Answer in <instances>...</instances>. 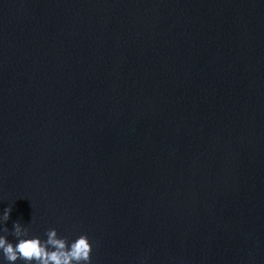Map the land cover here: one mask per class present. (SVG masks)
Wrapping results in <instances>:
<instances>
[{
    "label": "water",
    "instance_id": "95a60500",
    "mask_svg": "<svg viewBox=\"0 0 264 264\" xmlns=\"http://www.w3.org/2000/svg\"><path fill=\"white\" fill-rule=\"evenodd\" d=\"M91 264H264V0H0V212Z\"/></svg>",
    "mask_w": 264,
    "mask_h": 264
},
{
    "label": "clouds",
    "instance_id": "9594fccd",
    "mask_svg": "<svg viewBox=\"0 0 264 264\" xmlns=\"http://www.w3.org/2000/svg\"><path fill=\"white\" fill-rule=\"evenodd\" d=\"M11 212H0V264H91L92 243L87 234L75 239L49 228L43 236L33 235L19 220L9 229Z\"/></svg>",
    "mask_w": 264,
    "mask_h": 264
}]
</instances>
